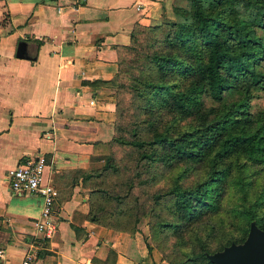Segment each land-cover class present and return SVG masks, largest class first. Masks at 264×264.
<instances>
[{"label": "crops", "instance_id": "obj_1", "mask_svg": "<svg viewBox=\"0 0 264 264\" xmlns=\"http://www.w3.org/2000/svg\"><path fill=\"white\" fill-rule=\"evenodd\" d=\"M160 2L0 0V264L27 251L33 264H145L139 232L88 218L81 177L114 134L109 81L121 46ZM18 40L33 58L15 56ZM27 156L44 160L58 191L50 236L32 224L39 198L8 186L7 170Z\"/></svg>", "mask_w": 264, "mask_h": 264}, {"label": "trees", "instance_id": "obj_2", "mask_svg": "<svg viewBox=\"0 0 264 264\" xmlns=\"http://www.w3.org/2000/svg\"><path fill=\"white\" fill-rule=\"evenodd\" d=\"M182 1L171 3L175 20L134 23L128 43L121 46L109 81L114 88V129L129 109L132 116L135 113L141 118L130 121L134 124L129 128V139L115 134L109 141L133 148L146 169L157 164L167 168L177 163L193 168L207 164L199 182L184 184L179 174L173 175L171 186L153 199L155 203L168 200L178 219L191 221L202 212L217 209L219 200L214 198H220L225 190L231 156L242 155L250 164L264 163V112L256 115L249 109L252 90L264 86V72L256 68L264 52V42L257 34V28L264 29V0ZM40 42L35 40L36 45ZM121 75L125 82L120 80ZM121 92L129 94L126 108L117 97ZM205 100L216 105L206 106ZM218 106L220 111L215 112ZM170 112L198 121L173 134L170 124L159 125L163 115ZM246 163L238 165V175L232 178L242 198L247 188L240 168ZM95 169L82 174L83 182L94 177L104 183L107 172L118 176L121 170L111 157L105 158L100 170ZM116 185L120 191L113 190L111 195L106 186L90 189V220L110 226L102 222V200H110L113 209L108 214L115 219L126 220L131 213L135 221L145 212L143 207L141 213L133 212L137 205L126 190L131 183L119 181ZM255 206L252 203L241 211L248 222L254 221L264 230L261 216L249 211ZM208 251L207 246H201L195 257L213 264L207 259Z\"/></svg>", "mask_w": 264, "mask_h": 264}, {"label": "rangeland", "instance_id": "obj_3", "mask_svg": "<svg viewBox=\"0 0 264 264\" xmlns=\"http://www.w3.org/2000/svg\"><path fill=\"white\" fill-rule=\"evenodd\" d=\"M172 2L184 3L182 0H162L153 9L152 21L146 23L164 24L166 20H175L176 15L171 8ZM257 34L261 36L264 42V29L257 28ZM125 55L129 56V53L127 52ZM256 68L264 72V52ZM120 80L125 82L123 75H121ZM117 97L123 100L125 104L122 105L126 108L129 103V94L121 92L118 93ZM205 103L206 106L216 105V103H211L208 100H205ZM249 103V109L252 113L259 115L264 112V86L252 90ZM214 111L219 112L220 107H216ZM135 115V113L133 116L131 115L130 109L124 112L118 120L119 127L114 129L113 135L117 134L129 139L131 137L129 128L134 124L130 121L134 119ZM140 118L141 116L135 117V119ZM195 121L198 120L194 117L170 112L169 115H163L159 125L170 124V133L176 134L193 125ZM100 155L101 159L97 163L95 172L102 168L106 157H111L115 164L120 165V173L118 176H114L107 172L104 183H100L99 178L92 177L84 182V186L88 193L92 187L106 186L111 195L113 190L120 191V186L116 185L119 181L131 183V186L126 190L128 196L131 197V202L134 200L137 205L133 208V212L141 213L142 207L145 212L135 221L131 213L127 214L126 220L115 219V216L108 214L113 209L110 200H102L104 209L102 222L117 229L133 228L134 231L139 232L147 249L144 258L145 264H204L200 258L195 257V253L199 252L201 246H207L208 252L211 253L220 250L230 242L239 243L245 238L249 222L246 218L247 215L241 210L250 207L252 203H255L256 206L249 211L260 215L264 223V163L250 164L246 163V159L242 155L231 156L229 158L230 174L225 183V190L220 198H214V200H219L217 209L213 212H202L196 218L187 221L175 216L174 211H172L174 206L168 200L165 203L164 201L155 203L153 199L160 194V191L171 186L174 179L173 175L179 174L184 184L199 182L204 178V169L207 164L199 165V163L200 167L197 168L186 163H177L170 168L157 164L154 168L146 169L144 160L137 159L136 151L133 148L126 144L111 141L106 143ZM241 163H246L240 168L242 169L241 175L245 176L246 180L244 187L247 188L246 196L243 198L239 196V192L235 191V182H232V178L238 175V165ZM175 221H179V223H175ZM191 224L192 226H190Z\"/></svg>", "mask_w": 264, "mask_h": 264}, {"label": "built area", "instance_id": "obj_4", "mask_svg": "<svg viewBox=\"0 0 264 264\" xmlns=\"http://www.w3.org/2000/svg\"><path fill=\"white\" fill-rule=\"evenodd\" d=\"M45 166L40 156L24 157L7 170L6 179L11 190L34 194L39 198V215L32 220V224L43 235L50 236L56 228L52 209L58 191L45 177ZM7 264H33V254L27 251L18 261Z\"/></svg>", "mask_w": 264, "mask_h": 264}, {"label": "water", "instance_id": "obj_5", "mask_svg": "<svg viewBox=\"0 0 264 264\" xmlns=\"http://www.w3.org/2000/svg\"><path fill=\"white\" fill-rule=\"evenodd\" d=\"M14 54L19 58L31 59L24 40H18ZM213 264H264V230L250 221L245 238L239 242H230L220 250L206 254Z\"/></svg>", "mask_w": 264, "mask_h": 264}]
</instances>
